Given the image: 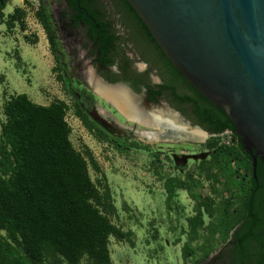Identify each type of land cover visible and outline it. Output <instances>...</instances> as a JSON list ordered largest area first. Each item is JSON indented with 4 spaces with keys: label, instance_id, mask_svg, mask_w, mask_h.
<instances>
[{
    "label": "trees",
    "instance_id": "16d2710c",
    "mask_svg": "<svg viewBox=\"0 0 264 264\" xmlns=\"http://www.w3.org/2000/svg\"><path fill=\"white\" fill-rule=\"evenodd\" d=\"M9 2L0 0V21L9 30L17 25L25 30L26 9L16 6L6 14ZM36 16L46 31L51 51L58 56V42L45 0H40ZM25 37L30 43L37 42ZM16 54L21 62V55ZM179 75L184 78L181 72ZM184 80L195 92L186 97V102L192 104L188 115L215 134L204 144L211 149L209 157L202 159L186 178L168 176L165 181L170 208L180 189L187 190L195 201V215L187 220L188 241L183 246L187 257L194 253L192 243L202 235L205 216L216 215V196L222 191L230 192L232 199L223 201L225 209H219V222L210 223L208 231L213 234L220 231L224 238L245 214L240 212L238 218H232L229 207L233 204L255 207L261 203L264 160L258 157L256 180L253 157L240 142L234 123L222 108ZM86 92L82 91L81 97ZM79 100L76 96L72 107L61 99L45 105L33 101L27 93H16L4 102L6 119L0 129V264H114L111 237L134 245L133 231H125L112 219L118 215V207L95 155L88 146L77 149L71 139L72 127L67 120L70 109L89 125V116L81 109ZM226 129L233 135L231 144L220 141ZM96 135L100 139L104 137L102 133ZM113 142L121 152L153 147L136 139ZM90 168L100 175L96 180ZM196 173L211 181V194L196 191L199 182ZM252 211L251 222L241 235L243 249L250 238L257 236L258 211ZM205 240L209 243L207 248H199L208 255L213 248L210 237ZM245 259L243 256L240 263ZM259 261L264 264V258ZM198 263L199 259L194 262Z\"/></svg>",
    "mask_w": 264,
    "mask_h": 264
},
{
    "label": "rangeland",
    "instance_id": "374dc122",
    "mask_svg": "<svg viewBox=\"0 0 264 264\" xmlns=\"http://www.w3.org/2000/svg\"><path fill=\"white\" fill-rule=\"evenodd\" d=\"M16 6L26 9L25 30L20 25L9 30L0 21V129L6 119L4 102L12 94L27 93L33 101L45 105L61 99L72 107V99L63 92L51 71L53 53L46 31L36 16L40 0H10L5 13L12 12ZM26 35L37 39V42L30 43ZM16 52L21 55V62ZM67 120L72 127L71 139L76 148L84 150L88 146L108 179L118 207V215L112 216L113 221L125 231H133L134 245L111 237L114 264H194L203 253L199 247L204 245L207 248L206 244H209L206 237H210L213 249L225 239L220 232H209L208 225L218 223L219 209H225L223 201L232 199L230 192L222 191L216 196L218 211L213 218L205 216L202 235L192 243L194 253L187 257L183 246L188 241L187 220L195 215V201L187 190L180 189L171 208L166 202L165 181L168 176L186 178L191 170H195L197 164L210 155L211 149L204 145L210 137H206L205 141L147 143L153 146L151 150L121 152L111 144L97 140L72 109L67 113ZM122 123L129 127L133 125L126 120ZM137 129L157 130L140 124ZM230 136L226 132L221 135L220 141L226 143ZM90 173L94 180L100 176L92 168ZM194 176L199 180L196 191L203 195L211 194V181L198 173Z\"/></svg>",
    "mask_w": 264,
    "mask_h": 264
},
{
    "label": "flooded vegetation",
    "instance_id": "af4514ba",
    "mask_svg": "<svg viewBox=\"0 0 264 264\" xmlns=\"http://www.w3.org/2000/svg\"><path fill=\"white\" fill-rule=\"evenodd\" d=\"M45 5L51 13L50 23L59 49L58 56L53 54L51 71L72 104L76 96L80 99L81 109L89 116V125L74 114L97 140L113 146L115 139L135 140L134 133L140 131L139 124L129 120L112 98L96 89L94 80L109 88H123L142 110L152 109L171 116L175 112L174 118L182 125L189 123L203 128L188 115L192 104L186 102V97L195 92L180 77V71L128 0H45ZM84 90L87 92L81 97ZM125 120L130 121L132 127L125 126L122 123ZM99 133L104 135L102 139L96 135ZM254 176L257 180V172ZM229 208L232 218H238L240 212L245 214L208 255L201 249L198 264H261L264 199L255 207L234 205ZM252 209L258 211L257 236L250 238L243 249L241 235L254 215ZM243 256L246 259L240 263Z\"/></svg>",
    "mask_w": 264,
    "mask_h": 264
},
{
    "label": "water",
    "instance_id": "95a60500",
    "mask_svg": "<svg viewBox=\"0 0 264 264\" xmlns=\"http://www.w3.org/2000/svg\"><path fill=\"white\" fill-rule=\"evenodd\" d=\"M128 1L184 78L234 123L256 175L258 157L264 160V0ZM93 83L129 120L156 128L151 132L164 141H205L215 135L182 125L175 112L136 107L123 88ZM138 133L137 140L149 143Z\"/></svg>",
    "mask_w": 264,
    "mask_h": 264
},
{
    "label": "bare ground",
    "instance_id": "6f19581e",
    "mask_svg": "<svg viewBox=\"0 0 264 264\" xmlns=\"http://www.w3.org/2000/svg\"><path fill=\"white\" fill-rule=\"evenodd\" d=\"M143 140L149 142V143H157L160 141H164L160 138V134L156 132L151 131H142V133H138ZM179 141V140H178Z\"/></svg>",
    "mask_w": 264,
    "mask_h": 264
},
{
    "label": "built area",
    "instance_id": "2783aa9c",
    "mask_svg": "<svg viewBox=\"0 0 264 264\" xmlns=\"http://www.w3.org/2000/svg\"><path fill=\"white\" fill-rule=\"evenodd\" d=\"M229 134H231V136H230V138H229V140L226 142L227 144H230L231 143V141H232V133L231 132H229V131H227Z\"/></svg>",
    "mask_w": 264,
    "mask_h": 264
}]
</instances>
